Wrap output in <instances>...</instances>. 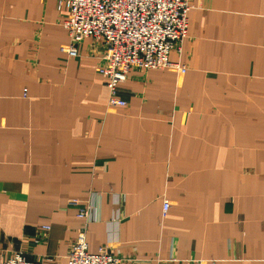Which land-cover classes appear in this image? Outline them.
I'll list each match as a JSON object with an SVG mask.
<instances>
[{
  "label": "crops",
  "instance_id": "1",
  "mask_svg": "<svg viewBox=\"0 0 264 264\" xmlns=\"http://www.w3.org/2000/svg\"><path fill=\"white\" fill-rule=\"evenodd\" d=\"M58 1L0 0V260L68 264L97 194L91 254L264 264V0H187L169 54L186 72L132 69L124 107L107 106L100 41L60 51Z\"/></svg>",
  "mask_w": 264,
  "mask_h": 264
},
{
  "label": "built area",
  "instance_id": "2",
  "mask_svg": "<svg viewBox=\"0 0 264 264\" xmlns=\"http://www.w3.org/2000/svg\"><path fill=\"white\" fill-rule=\"evenodd\" d=\"M68 7V16L62 26L67 31L70 44L60 48L71 57L77 55L76 45L84 39L100 41L104 47L103 64L97 72L105 79L107 106L124 107L118 99L116 87L124 82L134 69H173L179 74L186 67L169 60L171 52H180L187 37V0H59L57 8ZM92 194L77 217L84 220L85 227L70 247L68 264H121L119 258L107 251L96 254L88 252L85 241L86 226L98 221L97 202ZM69 206L78 207L71 199ZM169 209L163 201V214ZM43 229L49 230V227ZM48 259H45L47 261ZM0 264H45L33 262L22 253H14L1 259Z\"/></svg>",
  "mask_w": 264,
  "mask_h": 264
},
{
  "label": "rangeland",
  "instance_id": "3",
  "mask_svg": "<svg viewBox=\"0 0 264 264\" xmlns=\"http://www.w3.org/2000/svg\"><path fill=\"white\" fill-rule=\"evenodd\" d=\"M84 208V207H83ZM45 259H47V258H45ZM48 261V260H47Z\"/></svg>",
  "mask_w": 264,
  "mask_h": 264
}]
</instances>
